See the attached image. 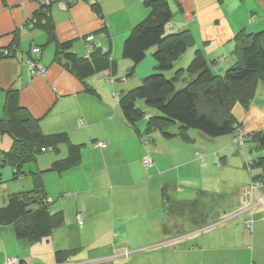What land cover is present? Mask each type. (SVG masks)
<instances>
[{
    "label": "crops",
    "instance_id": "obj_1",
    "mask_svg": "<svg viewBox=\"0 0 264 264\" xmlns=\"http://www.w3.org/2000/svg\"><path fill=\"white\" fill-rule=\"evenodd\" d=\"M97 1L101 15L88 0L69 7L62 0H51L47 11L57 42L72 41L71 50L84 57L83 37L92 34L95 43L109 48V56L123 65L119 78L114 77L117 64L112 74L104 71L79 78L55 58L57 42L49 41L38 25H27L40 9L38 0H0V120L6 92L15 90L23 116H32L44 134L65 132L69 143L79 145L81 152L75 166L61 171L51 166L66 156L67 143L51 148V153H46L50 149L39 153L28 165L30 173L39 174L49 210L61 212L62 223L39 241L16 239L11 226L0 225L4 253L0 252V264L6 256L18 257L23 264H96L111 255L114 243L132 251L117 264H264V207L255 211L250 227L245 224L249 212H239L249 200L244 195L248 183L263 176L264 169L255 167L260 170L254 175L250 172L248 180L243 177L238 192L224 197L231 199L227 207L233 213L217 211L206 217V204L222 202L214 199L222 189L221 165L231 155L245 164L249 153L258 157L263 151L254 141L235 150L229 146L230 135L209 138L194 130H188L190 141L179 136L163 138L153 130L147 134V143H141L122 115L117 93L138 85L152 71L150 51L128 77L130 62L121 56L125 37L147 9L142 0ZM168 3L173 12L168 30H188L194 38V46L174 63L172 72L184 67L194 50L200 49L212 71L222 73L237 61L235 35L241 30H264V0ZM101 16L109 22L106 31L100 26ZM32 46L41 51L29 53ZM32 59L43 72L29 74ZM116 80L123 85L117 88ZM232 113L247 132L264 129V80L258 82L249 105L236 103ZM137 126L142 131L144 120ZM99 141L105 147L94 144ZM11 147V137L0 131V166L11 165L2 156ZM196 152L203 154L202 159ZM144 155L152 162L148 168L142 162ZM20 171L15 174L13 168V176L24 177L22 167ZM31 182L28 189L34 186L32 177ZM163 189L167 199H163ZM260 194L264 186L252 200ZM78 214L83 217L82 225Z\"/></svg>",
    "mask_w": 264,
    "mask_h": 264
},
{
    "label": "trees",
    "instance_id": "obj_2",
    "mask_svg": "<svg viewBox=\"0 0 264 264\" xmlns=\"http://www.w3.org/2000/svg\"><path fill=\"white\" fill-rule=\"evenodd\" d=\"M88 1L101 15L98 1ZM44 2L45 0H38L40 9L34 17H29L27 25H38L46 32L49 41H56L54 25L47 11L51 0ZM62 2L69 7L77 0ZM142 4L147 9V14L131 27L122 43L121 56L130 62L127 77L133 75L136 66L145 60L149 51L154 65L138 85L117 93L118 104L126 123L136 130L143 144L147 143V134L153 130L159 131L163 138L179 136L185 141L191 140L188 130H196L209 138L224 135H230L231 138L235 125L243 128L242 124L235 122L233 106L239 103L247 107L258 82L264 80V30L252 33L241 30L235 35L233 53L237 56V61L222 73L212 71L200 49L194 50L184 67L172 72L174 63L194 46V38L188 30H168L173 18L168 0H142ZM102 30L106 31V28L103 27ZM91 37V40L83 39L86 51L84 57L71 50L72 41H56L55 58L83 80L104 71L112 74L117 64L109 56V48H101L95 43L93 35ZM32 47L39 51L32 52ZM32 47L29 50L31 54L41 51L39 46ZM87 47H90L89 51ZM33 61L36 62L35 59ZM107 75V80L111 82L113 79ZM179 81L184 84L178 85ZM23 110L17 91L8 90L0 131L11 137L12 147L4 151L2 156L4 161L15 168V174H19L23 164L35 160L39 153L61 143L68 144L67 154L54 161L52 169L61 171L75 166L81 157L80 146L70 144L65 132L42 133L37 129V121L32 116H23ZM143 120L144 129L141 131L137 124ZM172 128L176 130L173 132ZM247 135L249 138L243 146L254 141L263 151V155L250 162V167L264 169V129L248 132ZM94 144L97 145V142ZM145 156L147 155L143 156L142 162ZM30 175L34 181L33 188L8 195L0 206V225L11 226L16 239L39 241L48 238L53 228L62 223V214L49 210V201L39 174L31 172ZM163 199H167L164 189ZM57 260L61 261L59 255Z\"/></svg>",
    "mask_w": 264,
    "mask_h": 264
},
{
    "label": "rangeland",
    "instance_id": "obj_3",
    "mask_svg": "<svg viewBox=\"0 0 264 264\" xmlns=\"http://www.w3.org/2000/svg\"><path fill=\"white\" fill-rule=\"evenodd\" d=\"M46 1L47 0H45V2ZM77 1H79V0H77ZM92 7H93L94 11L96 12L97 9L95 8V6H92ZM96 13H98V12H96ZM100 18H101V23H100L101 28L105 27L106 29H108L109 22L105 18H103L102 16ZM28 26H30V25H28ZM91 35L92 34H87L83 37V39H86V38L88 39V38H90ZM6 52H7L6 50H3V53H6ZM30 63L33 64V62L29 61V65H30ZM123 68L124 67L121 64V62L117 63V75L114 76L115 78H119V76L121 77V75L124 74ZM32 70H33L32 74H30L31 76L33 74L41 73L44 71V69H39V68H33ZM107 83H108V81H107ZM104 85L107 86L106 81L104 82ZM114 85H116V87L118 88V85H123V82L116 80ZM138 103L139 104L141 103V105H142L141 101H138ZM194 131H196V130H194ZM229 146L235 150L240 148V147L236 148L235 146H233L231 144V139H230ZM52 150L53 149H50L46 153H51ZM42 155H45V154L43 153V154H40L39 156H42ZM248 155L250 156L249 157L250 160L244 161L245 164L243 162H240V160L237 159L236 156L231 155V156H229L227 163L225 165H221V166H223V169L221 170L222 177H223L222 178V189H221V192L220 191L217 192V194H219V196H215L214 199H219L222 202H221V204L219 202L218 203L217 202L212 203V204H206V209H207L206 217L215 214L217 211H218V214H225L226 212H231V210L229 209L230 207H227V205L230 203L231 199H224V197L234 195L235 191L238 192L237 190L239 189L240 184L244 179L243 177H246L248 180L250 178V172H251V175H254L257 173L258 170H260V168L253 167L252 169L251 168L249 169V167H247L246 164L249 163L250 161H253L257 157V155L256 156L251 155L250 153ZM0 163H2V162L0 161ZM31 163H34V161H30L28 163H25L22 166V170H23L22 172H24L23 173L24 177H14L13 173H12L13 168L11 165L2 164L0 166V206H2L4 204L8 195L13 194V193L22 192L25 190H29L28 188H30V183L32 184V182H31V177H30V171L27 167ZM244 165H246V166H244ZM258 179H260V178H258ZM249 184H250V182L248 183V185ZM242 207L243 206H241V209H242ZM233 212L234 211H232L231 213H233ZM192 213H193V211L191 212V214ZM8 229H10V228H8ZM0 252L2 253V256H4V253L2 251V247H0ZM0 257H1V255H0ZM105 258H107V257H105ZM18 259L20 260V258H18ZM3 264H4V261H3Z\"/></svg>",
    "mask_w": 264,
    "mask_h": 264
},
{
    "label": "built area",
    "instance_id": "obj_4",
    "mask_svg": "<svg viewBox=\"0 0 264 264\" xmlns=\"http://www.w3.org/2000/svg\"><path fill=\"white\" fill-rule=\"evenodd\" d=\"M91 39L92 37L90 36V38H88L87 40H91ZM87 49L89 51L90 47H87ZM31 51L38 52L39 50L36 47H32ZM30 62H33V64L30 63L29 65V62H28L29 74H32L33 68L43 69L40 65L36 64L34 61L30 60ZM247 133L248 132H246L244 128H242L241 126L235 125V129L231 137V144L235 147H242L243 144L249 138L247 137L248 136ZM97 145L102 148L105 147V144L102 142H97ZM42 151H44V148H42ZM195 154L197 158L202 159L203 157L202 153L196 152ZM151 164L152 162L150 158L145 156L143 159V165L146 168H148L151 166ZM248 167H250V163L248 164ZM263 186H264V177H261L260 179H256L252 181L244 192V195L247 196L249 200L244 201L243 207L242 209H239V212H242V211L249 212L251 217L245 221V224L247 227L251 226V223L253 220L252 217H254L255 211L264 207V194H260L259 196L256 197L255 200H252L253 194L257 193L261 188H263ZM77 221L79 225H82L83 223L82 215L80 214L77 215ZM111 249H112L111 256L99 260L96 264H117L119 260L121 261L123 259H126L130 255V253H132V251H130L129 249L125 247H117L115 243L111 245ZM20 262L21 261L17 257L6 256L4 264H21Z\"/></svg>",
    "mask_w": 264,
    "mask_h": 264
}]
</instances>
